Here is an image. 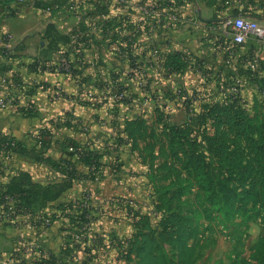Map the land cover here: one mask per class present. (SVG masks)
Wrapping results in <instances>:
<instances>
[{"label":"rangeland","instance_id":"rangeland-1","mask_svg":"<svg viewBox=\"0 0 264 264\" xmlns=\"http://www.w3.org/2000/svg\"><path fill=\"white\" fill-rule=\"evenodd\" d=\"M126 1L117 3L126 5ZM131 1L133 6L167 8L165 16H161L163 25L151 28L148 50L152 55L161 50L167 80L171 83L177 79V72L190 68L193 50L207 55L208 46L204 43L211 34L210 27L196 24L207 17V12L200 10L201 3L207 0ZM110 2L102 1L107 6ZM221 3L227 10L223 22L243 17L264 27V0H222ZM236 4L240 6L237 8ZM177 6L188 8L177 10L174 18ZM260 44L264 47L263 42ZM152 55H148L151 60ZM139 71L140 76L134 74L132 80L135 86L146 90L148 79L143 77L146 72L144 68ZM125 76H120L117 83L129 81ZM188 79L184 91L169 83L171 86L166 85L157 96L155 92L142 95L151 103L138 108L150 110L154 102L161 100L155 107H159L160 117H164L162 120L159 117V121L157 117V123L133 127L134 138L138 135L145 141L142 154H136L141 151L136 147L138 138L134 152L123 158L117 150H111L112 154L102 153L95 146L96 142L99 145L97 139L82 144L83 152L88 148L98 155L93 159L95 164L85 163L83 152L62 153L58 159L42 152L64 166L66 162L61 159L71 160L70 168L77 169L80 176L53 203L35 210L55 216L53 232L49 231L55 246L50 257L52 264H264V187L259 188L262 196L254 209L251 205L242 206L239 195L243 189L256 188L260 181V168L247 152L252 146L264 151V63L261 73L257 68L256 76L248 78L255 86L241 91L232 89L223 95L209 92L213 101H208V105H186L184 101L195 94L191 92V76ZM163 103L167 105L160 107ZM208 111L209 115L205 116ZM184 115L192 116L191 126L196 133L204 130L212 136L207 143H215L212 148L219 150V153L210 152L205 164L212 172L209 184L214 191L198 183L192 165L186 163L182 146L172 144L167 126L186 119ZM151 142H157L156 146ZM238 153L246 154L243 159L246 172L235 171L230 177V171H218L221 165L218 156H229L228 165H239ZM48 166L64 175L62 169L53 164ZM229 197L238 206L233 212L227 203ZM17 212L27 217L34 213L22 209ZM10 225L18 228V222Z\"/></svg>","mask_w":264,"mask_h":264},{"label":"crops","instance_id":"crops-1","mask_svg":"<svg viewBox=\"0 0 264 264\" xmlns=\"http://www.w3.org/2000/svg\"><path fill=\"white\" fill-rule=\"evenodd\" d=\"M127 1L126 5H118V0H111L110 6L101 10V6H97L99 0H69L59 8L51 6L53 0H24L4 11L1 26L4 53L0 60V74L17 71L26 89L12 88L17 106L0 108V134L13 136L21 145L34 147L53 159L62 155L63 142L67 138L81 144L97 139L99 145L93 143L102 153L117 150L116 153L123 158L134 152L136 138L140 140L136 147L141 150L136 154L145 150V141L138 135L134 138L133 127L157 123V117L159 121L160 109L155 106L161 100L154 102L150 110L139 109L151 103L142 96L144 93L155 92L157 96L166 85L184 91L191 76V92L195 94L184 102L186 105H207L208 101H213L209 92L218 91L223 95L232 89L241 91L256 85L248 79V70L254 76L257 68L261 73L264 47L255 38H248L241 45L231 44L230 35L222 28L227 11L222 0L201 3L200 10H205L207 17L197 20L196 24L210 27L211 34L204 43L208 46L207 55L193 50L195 55L190 68L177 72L173 83L167 80L161 50L156 56L148 50L151 28L163 25L161 16H165L167 8L144 4L133 6L132 1L131 4ZM73 3L74 6H70ZM184 8L188 7H175L174 18L177 10L183 11ZM179 22L181 25L182 21ZM74 28L79 29L82 41L59 44L69 52L66 56L69 64L74 62L78 69L72 76L56 68L62 49L53 47L51 34L56 31L68 34ZM78 47H81V57L77 55ZM7 51L17 55L22 65L8 58ZM148 55L153 56L155 64ZM143 68L146 74L142 76L148 79L146 90L135 86L132 80L134 74L140 76L139 70ZM123 74H127L125 77L129 81L122 82V88H119L117 80ZM113 77L115 81L111 82ZM123 96H128L127 100ZM184 116L187 118L174 123L182 124L192 118ZM44 131L48 133L45 135L48 138L46 144H42L44 138H40ZM151 144L156 146L157 142ZM20 172H27L32 181L44 184L64 176L48 164L17 152L1 180L9 182ZM54 221L55 218L45 211L31 217L20 216L18 228L10 224L0 226V264H36L39 260L49 264L55 248L49 238ZM18 238L28 241L19 243L16 242Z\"/></svg>","mask_w":264,"mask_h":264},{"label":"trees","instance_id":"trees-1","mask_svg":"<svg viewBox=\"0 0 264 264\" xmlns=\"http://www.w3.org/2000/svg\"><path fill=\"white\" fill-rule=\"evenodd\" d=\"M103 0H99L97 6H101V10L105 9L106 4L102 3ZM69 0H53L51 6L55 8L62 7L66 4H68ZM50 6V5H49ZM81 33L78 28H74L70 31L68 34H61L60 32L56 31L55 33L51 34V43L53 47L61 50L60 43H72V40L78 42L82 41L80 39ZM81 47H78V53L79 57H81L80 49ZM68 51L65 49L61 50L62 56H68ZM66 71V70H65ZM78 72V69L76 68L74 62L70 63L69 70L66 71V73L75 76ZM251 70H248L249 77L254 75L251 73ZM255 77V76H254ZM119 88L121 87V84H118ZM121 92V91H120ZM123 93V92H121ZM124 97V98H123ZM122 98L127 100L128 96H123ZM208 105V104H207ZM209 115V111L206 112L205 116ZM203 116V117H205ZM164 118V117H163ZM193 118V117H192ZM162 120V117H160ZM204 119V118H203ZM192 122H185L182 124H173L168 125L167 128L171 135L172 144H178L182 146V149L184 151L185 160L187 164L192 165L193 170L196 174V179L202 187L206 188L207 190L214 189L211 187L210 183V176L212 175V172L208 170L206 167V159L209 157V153H219V150L213 149L212 145L215 143H207L208 141H211V137L208 134H205V131L203 130L201 133L197 134L195 129L191 126L194 120H191ZM45 131L40 134V138L43 137L42 144H46L47 141H45L46 138ZM84 147L80 142L72 139L67 138L63 142V154L67 155H79L83 152ZM86 151H84V161L87 164H93L94 158H97V154L95 151L89 150L88 148H85ZM16 151L18 153L24 154L26 156H32L34 159H36L38 162L46 163V164H53L58 169H62L64 173V177L61 178L58 181L50 182L47 184L32 181L30 178V175L27 172H20L19 174L15 175L9 182H3L0 180L1 186V195H0V202L2 204L7 201L6 196H9V198L13 199L16 202V209L20 210H30L34 213L33 215H36L38 212L35 210L37 208L43 207L45 205H48L49 203L55 201L58 199L61 194L71 187L73 185V182L76 178L80 177L77 175L78 171L75 168H70L72 165L71 160L68 159H61L62 161L66 162V166L61 164V161L56 162L52 160L50 157L44 156L42 152L37 151L35 148L31 149L28 147H25L21 145L18 142V146L16 148ZM34 151V152H33ZM33 154H32V153ZM264 151L260 150L257 146H252L251 149L247 152L248 155L252 156V159L255 160L256 165L260 168V181L256 188L247 190L243 189L242 192L239 193L241 195L240 202L242 206L245 205H251V209H254L255 205L259 203V198L262 196V193L259 192V188L264 187ZM208 153V154H207ZM237 156V153H236ZM239 156V165H232L230 163L227 164L229 160V156L222 158L223 156H218V159H220V167H218V171L222 172L223 170L230 171V177L234 175L235 171H240L241 173L246 172V166L243 165V159L246 157L241 153H238ZM197 157V158H196ZM231 159V158H230ZM95 164V163H94ZM222 170V171H221ZM227 203L229 204V207H232V212L234 209H238L237 203L234 201L232 202L231 198L227 200ZM225 207V206H224ZM55 218V216H53ZM10 224L9 222H2V226ZM53 255H50L52 257ZM49 257V264H52V261ZM36 264H46L44 260H39Z\"/></svg>","mask_w":264,"mask_h":264},{"label":"built area","instance_id":"built-area-1","mask_svg":"<svg viewBox=\"0 0 264 264\" xmlns=\"http://www.w3.org/2000/svg\"><path fill=\"white\" fill-rule=\"evenodd\" d=\"M23 1L24 0H0V60L2 59V53H4L2 52L1 30L3 13L9 6L20 4ZM74 4L75 3L70 6H74ZM223 28L228 31L226 34L230 35L231 44L233 46L244 44L248 38H255L264 43V27L257 22L246 20L243 17H235L233 19L225 20L223 22ZM6 56H9L8 58L12 59L17 65H22L19 63L18 56L14 53L7 51ZM56 68L63 71L69 70L70 64L65 56L61 57ZM16 87L21 88L24 91L26 89L17 71L10 74H0V108L17 106L18 103L16 101V96L12 91V88ZM18 142L19 141L13 136L0 134V180L2 174L9 169L10 160L17 153L16 148ZM1 186L2 184H0V195L2 193ZM6 199L7 201L3 204L0 202V226H2V222H18L20 216L25 215L24 213L17 212L16 202L13 199L9 198V196H6Z\"/></svg>","mask_w":264,"mask_h":264}]
</instances>
